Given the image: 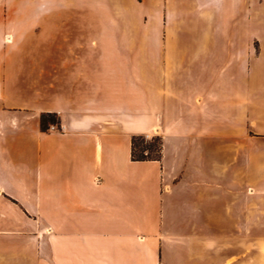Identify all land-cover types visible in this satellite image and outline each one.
I'll list each match as a JSON object with an SVG mask.
<instances>
[{
  "label": "crops",
  "instance_id": "1",
  "mask_svg": "<svg viewBox=\"0 0 264 264\" xmlns=\"http://www.w3.org/2000/svg\"><path fill=\"white\" fill-rule=\"evenodd\" d=\"M137 1L146 31L60 34L12 27L0 0V264H264V114L251 209L246 162L220 166L228 129L202 124L245 94L183 102L202 67L243 66L203 52L264 51V0ZM156 133L160 159L133 160L132 137Z\"/></svg>",
  "mask_w": 264,
  "mask_h": 264
},
{
  "label": "rangeland",
  "instance_id": "2",
  "mask_svg": "<svg viewBox=\"0 0 264 264\" xmlns=\"http://www.w3.org/2000/svg\"><path fill=\"white\" fill-rule=\"evenodd\" d=\"M137 3V0H11L12 27H26L33 30L43 28L44 31L53 28L62 34L68 28H83L84 25L86 27L99 26L107 31L115 29L130 31L129 27L133 23L135 30H138L139 27L140 30L146 31L141 21L146 17V14L140 15ZM61 38L65 41V36H60ZM119 38L122 42L126 41L123 37ZM49 40L50 37H43L44 43L50 42ZM248 48L249 46L246 45L245 51L203 52V60L214 59L220 65L236 60L243 63V66L202 67L200 69L202 79L196 85L197 93L194 92L195 83L188 79L184 86L192 88L188 90L186 97H183L185 99L183 102L186 101L185 103L190 107L195 98L198 104L206 107L205 103L208 99L212 96L219 97L220 99L215 104L221 109L227 104L238 105V100L242 101V94H245V113L241 110L236 111L234 115H224L220 113L221 111L213 117L210 114L203 115L202 124L204 136L210 134L207 126L213 125L215 121L220 126L225 125L224 127L228 129H224L223 133L228 135L231 140L227 144L225 143V146L221 142L218 146V151L222 155L219 160L222 161L220 166L225 165L227 161L238 162L240 160L242 167V163L246 162V173L250 175V180H246V205L253 209L258 204V199L254 196L255 190L259 187L258 177L253 173L257 169L259 150L262 146L258 139L261 133L260 115L264 114V106H260V103L264 101V95H262L264 93V51H260L258 46L251 50ZM179 54L180 58L184 60L186 58L194 59L195 55L198 57L200 53ZM46 55L48 57H44V59L49 60V53ZM156 56L158 59L166 58L165 53H156ZM49 70L50 68H48ZM174 70L172 69V71ZM160 75L165 74L161 73ZM165 76L167 77L168 74L166 73ZM174 77L172 76V78ZM156 85L158 86V84ZM227 97L229 99H226ZM157 136L161 137L158 133L151 134L149 137L145 135L146 142L144 144H151L153 138ZM210 150L206 148V154ZM226 186L228 185L226 184Z\"/></svg>",
  "mask_w": 264,
  "mask_h": 264
},
{
  "label": "trees",
  "instance_id": "3",
  "mask_svg": "<svg viewBox=\"0 0 264 264\" xmlns=\"http://www.w3.org/2000/svg\"><path fill=\"white\" fill-rule=\"evenodd\" d=\"M59 122L56 113H43L40 119V125L43 130H48L50 124ZM145 135H134L132 137V159L138 161L157 160L162 154V138L157 136L153 138L151 144L146 142Z\"/></svg>",
  "mask_w": 264,
  "mask_h": 264
},
{
  "label": "built area",
  "instance_id": "4",
  "mask_svg": "<svg viewBox=\"0 0 264 264\" xmlns=\"http://www.w3.org/2000/svg\"><path fill=\"white\" fill-rule=\"evenodd\" d=\"M49 130H54V131H61L63 129V126L61 125V123L56 122L53 124H50ZM147 137H149L150 135H146Z\"/></svg>",
  "mask_w": 264,
  "mask_h": 264
}]
</instances>
